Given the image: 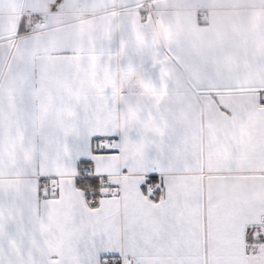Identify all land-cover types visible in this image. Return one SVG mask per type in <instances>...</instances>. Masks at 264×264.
I'll return each mask as SVG.
<instances>
[{"label": "snow or ice", "instance_id": "obj_1", "mask_svg": "<svg viewBox=\"0 0 264 264\" xmlns=\"http://www.w3.org/2000/svg\"><path fill=\"white\" fill-rule=\"evenodd\" d=\"M0 264H264V0H0Z\"/></svg>", "mask_w": 264, "mask_h": 264}]
</instances>
